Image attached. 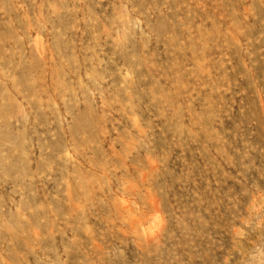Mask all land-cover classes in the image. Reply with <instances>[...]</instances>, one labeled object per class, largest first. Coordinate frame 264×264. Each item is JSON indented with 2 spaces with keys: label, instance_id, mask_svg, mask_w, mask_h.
<instances>
[{
  "label": "rangeland",
  "instance_id": "1",
  "mask_svg": "<svg viewBox=\"0 0 264 264\" xmlns=\"http://www.w3.org/2000/svg\"><path fill=\"white\" fill-rule=\"evenodd\" d=\"M0 264H264V0H0Z\"/></svg>",
  "mask_w": 264,
  "mask_h": 264
}]
</instances>
